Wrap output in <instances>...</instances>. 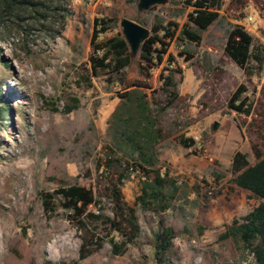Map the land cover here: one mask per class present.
Here are the masks:
<instances>
[{
	"label": "rangeland",
	"instance_id": "rangeland-1",
	"mask_svg": "<svg viewBox=\"0 0 264 264\" xmlns=\"http://www.w3.org/2000/svg\"><path fill=\"white\" fill-rule=\"evenodd\" d=\"M188 1L168 0L143 12L140 0H72L55 39L38 32L29 53L13 38L0 44V107L7 109L0 117V264H158L155 233L162 227L174 230L167 264H255L250 247L221 236L262 203L234 183L232 163L237 152L250 165L264 158V63L253 62L247 75L225 47L238 26L264 47V0H215L219 18L201 33L200 44L181 36L194 11ZM123 19L159 39L154 61L145 62L140 50L121 73L94 74L89 59L98 24L105 20L110 27L98 34L102 43L123 36ZM170 73L179 94L173 104L162 82ZM138 81L149 89L131 88ZM240 87L250 115L229 107ZM128 91L146 95L160 130L156 169L174 183L166 192L169 203L150 210L136 204L140 174L116 147L113 115ZM187 139L194 141L191 148L181 145ZM119 183L141 228L122 256L113 254L103 219L85 218L82 230L60 198L53 211L44 209L43 194L79 185L96 200L87 214L117 218L112 188ZM83 245L91 252L86 259Z\"/></svg>",
	"mask_w": 264,
	"mask_h": 264
},
{
	"label": "trees",
	"instance_id": "trees-1",
	"mask_svg": "<svg viewBox=\"0 0 264 264\" xmlns=\"http://www.w3.org/2000/svg\"><path fill=\"white\" fill-rule=\"evenodd\" d=\"M72 0H0V44L6 43L11 38L17 42V46L30 52L29 46L35 41L38 32H42L55 39L65 29L70 15L69 6ZM194 8L189 15L191 25H185L181 36L192 43L200 44L201 33L206 31L218 18L220 4L215 0L188 1ZM102 29L96 31L93 45V54L89 62L92 71L109 70L112 74H119L132 63V54L129 45L122 35L108 39L102 43H96L98 34L107 32L106 21L100 24ZM157 37H151L141 47V58L149 63L154 61V45L159 42ZM264 47L256 45L254 38L243 27H235L228 36L225 53L247 75H251L252 63L262 66ZM158 56V59H161ZM141 74L144 76V72ZM163 90L172 96L173 104L179 98L175 76L170 73L162 78ZM131 88L149 89L145 81L134 83ZM171 90V91H170ZM244 87H240L234 98L229 102V107L246 115L251 114L252 105H247L241 99ZM4 98V97H3ZM125 103L116 110L113 115L116 131V147L119 153L131 163L135 172L140 174L141 193L136 199V204L144 210H150L151 206L164 202L169 203L167 190L174 186L168 175L161 174L156 165L158 157L156 146L159 141L160 130L152 120V111L146 95L140 91H128L122 96ZM2 104V100H0ZM74 107H67L66 113H71ZM7 109L0 107V117L5 116ZM181 145L191 148L193 139L182 140ZM117 154V151L115 152ZM113 160V159H112ZM109 167L114 166V161H109ZM232 170L234 183L252 196L262 200V203L248 214L243 222L235 221L227 228L222 239L237 238L243 244L251 248L255 264H264V158L256 164L250 165L245 155L237 152L233 158ZM113 195L118 205L117 218L88 213V208L96 204L91 190L79 186L70 185L61 188L56 195L43 194V205L46 212L54 210L57 198L62 200L61 207L69 213L71 221L77 222L78 227L86 230L85 218L100 221L108 225L113 237L110 239L113 254L122 256L126 253L128 245L138 238L141 228L138 223L136 209L124 203L121 184L114 185ZM165 205L164 208H168ZM121 218V220L118 219ZM125 227V228H124ZM174 230L170 227H162L155 233V259L158 264H167L166 255L173 245ZM90 251L83 245L81 259H86Z\"/></svg>",
	"mask_w": 264,
	"mask_h": 264
},
{
	"label": "water",
	"instance_id": "water-1",
	"mask_svg": "<svg viewBox=\"0 0 264 264\" xmlns=\"http://www.w3.org/2000/svg\"><path fill=\"white\" fill-rule=\"evenodd\" d=\"M167 3L168 0H140L138 8L140 11L146 12L154 6L166 5ZM120 25L123 36L131 50V54L133 56L138 55L142 45L150 38V30L129 19H123Z\"/></svg>",
	"mask_w": 264,
	"mask_h": 264
}]
</instances>
